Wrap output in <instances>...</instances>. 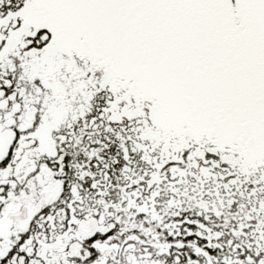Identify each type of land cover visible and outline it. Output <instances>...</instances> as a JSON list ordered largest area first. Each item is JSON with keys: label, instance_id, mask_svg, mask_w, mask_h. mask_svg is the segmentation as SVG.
Masks as SVG:
<instances>
[{"label": "snow or ice", "instance_id": "6c2138e0", "mask_svg": "<svg viewBox=\"0 0 264 264\" xmlns=\"http://www.w3.org/2000/svg\"><path fill=\"white\" fill-rule=\"evenodd\" d=\"M0 264H264V0H0Z\"/></svg>", "mask_w": 264, "mask_h": 264}]
</instances>
